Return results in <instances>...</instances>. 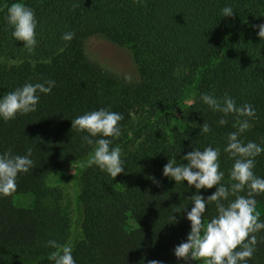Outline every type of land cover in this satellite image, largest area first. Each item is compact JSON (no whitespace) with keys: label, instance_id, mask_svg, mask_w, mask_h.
I'll use <instances>...</instances> for the list:
<instances>
[{"label":"trees","instance_id":"trees-1","mask_svg":"<svg viewBox=\"0 0 264 264\" xmlns=\"http://www.w3.org/2000/svg\"><path fill=\"white\" fill-rule=\"evenodd\" d=\"M13 2L0 0V95L25 82L56 84L40 94L36 111L0 120V153L24 155L31 148L34 162L18 174L15 191L0 196V264H17L13 254L39 244V215L14 197L36 192L45 180L74 185L73 216L60 244L72 245L75 264H185L173 250L186 240L190 222L184 217L192 207L186 198L196 190L162 176V169L169 158L186 163L181 157L193 148L213 146L221 150L223 182H231L232 160L223 147L235 130L233 117L219 126L221 114L200 101L202 93L252 105V127L241 139L264 146V40L254 28L264 23V0H20L37 21L30 54L13 40L4 19ZM226 6L231 17L221 15ZM66 32L74 34L70 41L61 38ZM94 35L129 43L138 79L90 61L84 40ZM191 92V103L180 107ZM100 108L123 116L112 146L121 148L124 170L115 178L88 166L92 146L82 139L86 133L71 129V119ZM177 114L181 128L172 126ZM204 121L211 130L199 134ZM70 160L79 163L74 174L61 170ZM255 160L254 174L264 177V153ZM214 191L215 186L199 194L206 198ZM255 199L264 204V194ZM215 214V205H206L205 222ZM256 236L248 264H264V230ZM51 252L30 264H53Z\"/></svg>","mask_w":264,"mask_h":264},{"label":"clouds","instance_id":"clouds-1","mask_svg":"<svg viewBox=\"0 0 264 264\" xmlns=\"http://www.w3.org/2000/svg\"><path fill=\"white\" fill-rule=\"evenodd\" d=\"M233 13L230 6L221 9L222 17H231ZM4 19L12 29L13 40L22 41L23 48L29 54L32 53L37 44L34 11L16 0L7 7ZM254 28L258 29L260 40H264V23ZM73 35L72 32H66L61 38L70 41ZM55 84L54 80L34 84L25 82L0 95V120L8 122L18 114L36 111L40 94H49ZM199 99L213 112L221 114L216 122L219 126L227 124L229 116L233 117L232 127L235 130L227 133L223 147V152L232 160L228 170L231 182H223L225 173L219 170L221 150L218 147L206 146L202 150L193 148L181 157L186 163L177 164L174 159H168L162 169V176L174 180L175 184L186 181L188 187L194 186L196 190L191 197L186 198L192 205L184 217L190 222V230L186 240L175 246L173 253L185 264L188 261L197 264H248L258 243L256 233L264 230V219L256 210L255 199L257 195L264 194V177L253 172L255 158L264 153V146L251 140L245 143L241 139L242 133L252 127L250 121L255 117V109L248 103L237 105L236 100L227 94L216 97L211 93H202ZM122 119V114L106 108L85 112L71 119V129L86 133L82 139L85 144L92 146L88 166H96L112 178L124 170L121 148L112 146L113 140L121 135L119 122ZM199 128V134L211 130L206 121ZM31 156V148L24 155H12L10 150L0 153V196H8L15 191L18 174L27 173L33 166ZM213 186L215 191L206 198L199 194L201 189L207 190ZM241 192L245 194L240 195ZM210 203L215 205L216 214L205 222L206 205ZM171 219L176 223L173 216ZM45 246L55 249L48 256L53 264H75L70 243L61 245L49 239ZM147 264L162 262L148 260Z\"/></svg>","mask_w":264,"mask_h":264},{"label":"rangeland","instance_id":"rangeland-1","mask_svg":"<svg viewBox=\"0 0 264 264\" xmlns=\"http://www.w3.org/2000/svg\"><path fill=\"white\" fill-rule=\"evenodd\" d=\"M86 57L100 68L112 74L138 79V70L129 43L117 45L99 35L89 36L84 40ZM194 93L191 92L181 102L180 107L191 103ZM172 126L181 128L179 115L173 118ZM78 160H70L62 167V171L74 174ZM74 185L71 180L59 183H48L34 193L16 195L14 202L19 206H29L36 210L42 222V233L39 244L28 250L12 255V261L17 264H30L43 253L54 251L46 247V241L56 240L59 244L68 230L73 216ZM256 210L264 217V204L257 203ZM190 228L187 230L189 232ZM197 263V262H196Z\"/></svg>","mask_w":264,"mask_h":264}]
</instances>
